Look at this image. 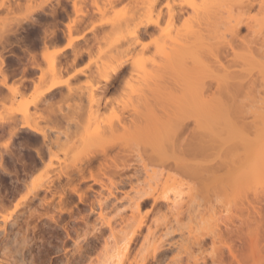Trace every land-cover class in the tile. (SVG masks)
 Instances as JSON below:
<instances>
[{
	"label": "rangeland",
	"instance_id": "1",
	"mask_svg": "<svg viewBox=\"0 0 264 264\" xmlns=\"http://www.w3.org/2000/svg\"><path fill=\"white\" fill-rule=\"evenodd\" d=\"M249 1L252 6L246 10L244 9L246 0H0L1 32L11 23L20 26L16 34L4 36L6 39L0 44V54L5 62L2 68L5 69L7 66L9 73H18L19 69H14L25 66L27 63L20 64L16 56L35 54V60L40 68L38 71L40 70L44 79L39 80V74L28 75L27 73L25 81L28 88L24 92L15 99H11L10 95L0 97V116L16 115L15 112L28 104L30 113L40 114L43 118L49 119L39 120V126L45 130L51 141L48 145L49 151L43 152L42 161L36 159L34 153V149L40 147V142L28 139L27 137L31 136L25 132H21L14 141L15 146L23 142L25 152H29L31 157L29 161L35 162L36 165L27 177H19V181L23 183L19 191L10 194V186L6 187L8 201L4 208L0 209V214L8 218L4 229L0 219L1 264H69L71 261L78 263L79 254L76 244L81 242L82 237L88 234L94 223L98 222L96 219L99 209L96 199L101 189L98 184L92 183L89 179L83 182L74 171L76 166L91 155L100 156L102 151L113 156L122 148V145H127L131 150L140 151L151 148L161 150L165 146L163 139L161 141L156 139L158 136H163V130L161 133L152 134L150 138L144 137L147 142L136 144V139L124 141L118 137L117 133L109 134L104 127L109 122H113L117 116L129 118L130 110H120L122 108L120 106L125 103L136 107L142 99H147L149 102L158 101L151 74L155 71V66L162 62L164 53L172 54L171 48L177 44L193 48L196 45L195 31L198 24L205 22V18L213 15V12H217L223 19L228 18L229 21H241V23L238 33L235 36H227L222 45H215L213 40L207 41L206 26H201L204 29L200 31L204 47L199 48L198 55L207 67L206 70H198L195 75L200 77L198 81H209L207 70L215 68L213 62L217 58L224 69L219 73L220 76L225 77L229 82H236L245 77L258 78L252 95H259L260 92L261 96L264 95V84L257 76L264 74V0ZM8 5H11V10H8ZM51 5L56 9L53 16L47 13L48 6ZM74 5L78 8V13L75 12ZM168 7L176 14L172 20L168 19ZM42 9L45 13L41 12ZM146 21H157V26L149 25L146 30L139 28L138 25ZM247 24L249 28L246 27ZM67 25H70L69 29ZM136 29L142 32L147 31V33L138 31L142 43L129 49L127 41L133 40ZM43 38H45L43 40L44 45L46 43L45 46L41 42ZM74 39L77 40L70 48H65L67 43ZM6 43H10L9 46L12 45L10 51L1 48V45ZM158 46L165 49L162 54L156 53ZM258 46L261 47V52L255 53L253 50L252 53L255 54L249 57L248 49ZM142 47H146L145 50H142ZM217 47L225 48L217 52ZM44 53L50 57L48 60L43 58ZM120 64L122 66L115 80L111 84L104 82L105 76H108ZM60 65L66 69L56 74ZM146 73L150 74L146 77ZM15 76L19 78H14L16 82L14 79H9L7 83L19 82L17 84L19 85L21 75ZM54 81L62 85L53 96L45 95L35 105H29L38 91H42ZM33 82L38 85L33 87ZM168 82L167 84L170 85ZM167 84L163 83L160 86L169 88ZM173 84L171 82L170 87H173ZM59 93H62V96ZM242 96L233 100L224 96L220 97L225 108L237 106L242 110L241 114L230 115L228 121L232 127L231 130L246 132L250 138L256 133L260 136L264 131V114H262L264 112L260 111L255 102H249V99ZM97 103L100 107L96 111ZM240 115L245 118H241ZM181 117L180 113L175 116L176 119ZM185 122L187 130L184 135L189 139L194 133L193 119L188 118ZM221 128L218 131V140L225 135L224 127ZM170 136L173 138L172 130ZM181 136L183 135L179 137ZM2 141L4 143L5 139ZM261 142L260 139L256 144L252 143L253 146L250 147V153L254 159L261 154ZM3 143L0 145L2 151ZM167 148L172 150L170 146ZM214 148L223 151L230 148L240 149V145L231 146L229 141L227 143L218 141ZM95 166L90 171L94 175L98 174V180L107 183V180L96 171ZM89 169L85 170L86 178H88ZM62 172L71 174V180L67 181L61 175ZM149 172L156 175L161 173L153 187L159 194L166 192L170 200L168 204L164 200L159 201L152 213L148 212L147 208L141 210V217L146 226L157 218H161L165 212L169 211L168 209L181 205L184 207L183 205L188 203L189 187L193 183L174 171H162L159 166L150 167ZM46 176L50 177L54 187L65 185L64 192L55 190L52 196L51 193L43 190L39 191L38 198L28 201L26 196L33 187L38 186V178ZM146 180L147 178L144 181ZM176 182H181L183 186H176ZM73 188L83 193V202H80L76 194L71 192ZM263 188L264 173L252 177L246 189L247 199L252 200L255 191L259 193V199L264 201V194H262L264 191L260 192ZM174 195L177 198L174 199L173 206ZM39 198L50 201L51 204L47 207L41 206L42 203L37 202ZM246 206V200L242 195H221L195 222L187 223V226L184 220L185 231H192L191 235L210 236L211 233L215 236L221 235L219 238L216 237L214 243L208 239L207 244L199 252L200 256L207 260L211 257H219L220 264L232 263L226 250L225 242L230 241L226 230L242 228L245 233L248 228H251V225H243L240 222L241 218L244 219L248 213ZM33 210L36 212H32ZM113 214L109 210L103 211L106 219ZM249 215L251 219L253 217L257 219L252 210H249ZM260 216L264 218V202ZM24 218L28 223V229L20 224L21 219ZM145 228V226L142 228L143 233H146ZM262 237L259 246L264 250V236ZM85 238H88L90 243L88 246H91H89L91 249L89 255H91L95 249L100 248L101 241L90 240L86 235ZM138 244L132 246L131 255L135 253ZM233 244L239 247V243ZM79 245L86 249L87 245L83 243ZM262 257L264 260V253ZM244 264H251V261L248 260Z\"/></svg>",
	"mask_w": 264,
	"mask_h": 264
},
{
	"label": "bare ground",
	"instance_id": "2",
	"mask_svg": "<svg viewBox=\"0 0 264 264\" xmlns=\"http://www.w3.org/2000/svg\"><path fill=\"white\" fill-rule=\"evenodd\" d=\"M246 2L244 9L247 10L252 6V3L249 0H246ZM7 8L8 10L12 9L11 5H8ZM48 8L49 12L47 13L53 16L56 10L55 7L51 5ZM74 9L78 13V8L75 5ZM41 12L45 13V10L42 9ZM167 13L170 20L176 16L170 7H168ZM240 23L241 21L223 19L218 16L217 12L207 16L205 22L203 21L197 26L195 31L196 45L193 48H186L182 44H177L171 48L172 54L164 53L162 62L155 66L156 69L151 74L153 75L152 80L154 81L155 95L158 101L149 102L147 99H142L136 107L125 103L120 106L122 107L120 110H130L129 118L117 116L113 122H109L104 127L109 134L117 133L118 137H121L124 141L136 139V144L147 142L144 137L150 138L152 134L161 133L163 130V136L156 137L158 141L162 139L164 141L165 146L161 150L155 148L143 151L131 150L127 145H122V148L113 156H109L107 152L102 151L100 156L91 155L84 162L80 161L79 165L76 166L74 171L81 177L83 182L89 179L92 183L98 184L101 189L96 199V205L99 209L96 219L98 222L96 221L97 223H94L91 227L90 233L85 234L90 240L101 241V245L100 248L93 249L94 251L89 255L91 246H88L90 243L84 235L81 242L75 243L79 254L78 263H72L73 261H71L69 264H208V261L209 264H220L219 257H211L210 260H207L205 257L200 256L199 252L207 244L208 239L211 243H214L216 237L219 238L221 235L216 234L215 236L214 233H211L210 236L191 235L192 231H185L186 225L183 223L184 220L186 224L195 222L203 212L212 207V204L221 195H242L246 200L248 213L244 219L241 218L240 222L243 225H251V228H248L245 233L242 228L234 229L235 231L233 229L226 230L227 238L230 241L225 242V244L231 262L244 264L250 260L251 264H264L262 257L264 250L259 246L260 238L264 236V218L260 216L264 201L261 198L259 199V193L255 191L252 200H248L246 197V189L251 178L264 173V131L260 136L256 133L253 134L254 137L250 138L246 132L231 130L232 127L228 121L230 115L241 114L242 110L237 106L230 109L225 108L220 100L222 96L233 100L243 95L245 99H249V102H255L260 111L264 112V95L261 96V92L259 95H252L255 90L254 86L258 83V78L245 77L236 82H229L225 77L219 75L224 69L217 58L213 62L215 68L207 70L208 82H204V80L199 82L200 77L195 76L198 70H206L207 67L198 55L199 48L203 49L204 47L203 36L200 35V31L204 29L201 26H206L207 41L213 40L215 45H222L225 43L227 36H235L238 33ZM149 25L157 26V21L141 22L138 26L146 30ZM246 27H248V24ZM19 28L20 26L17 24L11 23L6 30L2 32L0 30V44L4 43L6 39L4 36L8 37L16 34ZM67 28L69 29L70 25H67ZM138 31L140 30L136 29V36L133 37V40L127 41L129 49L142 43ZM140 32L147 33V31ZM44 39L41 40L43 46L46 45V43L44 45ZM75 40L77 39L69 41L65 48H70ZM9 44H3L1 48L10 51L12 45L9 46ZM146 47L141 49L145 50ZM224 48L217 47L216 50L220 52ZM164 50L163 47L158 46L156 53L162 54ZM253 50H255V53L261 52V47L248 49L249 57L255 54L252 53ZM23 55L16 56V58L20 60V64H27L15 68L14 70L19 69L18 73H9L7 66L5 69L2 68L5 62L2 54H0V97L10 95L11 99H15L28 88L25 81L27 73L28 75L34 74L36 70L40 69L35 60V54L30 55L27 53L28 56ZM43 58L48 60L50 57L44 53ZM121 66L120 64L108 76H105L104 82L111 84L118 75ZM65 69L66 67L60 65L56 74L62 73ZM16 74L21 75L19 85H17L19 82L15 83L16 79L14 78L19 79L15 76ZM147 74L150 73H146V77ZM257 76L260 82L264 84V74H258ZM164 78H166L165 81H163ZM9 79H14L15 82L8 84ZM167 79L174 83L173 87H170L171 82H168ZM39 80H44L41 72L39 73ZM162 82L164 84L170 83V85L167 84L169 88L165 86L169 90L164 89V86V88L160 86L163 85ZM33 83V87L38 85L35 82ZM61 85L57 81L51 82L42 91L35 94L29 105H35L45 95L50 94L53 96ZM164 90L166 92H163ZM59 94L62 96V93ZM28 107V104H25L15 112L19 117L14 114L0 116V142L5 139L4 143L3 141L0 143V145L3 143L2 146L4 147L3 151L0 150V209L4 208L6 201H8L6 187L10 186V194L19 191L23 185L22 181H19V177H27L35 169L36 163L29 161L31 157L29 152H25L23 142H19L18 146H15L14 141L19 134L25 132L28 136H31L27 137L28 139L40 142V147L34 149L35 158L38 160L42 161L44 150L49 151L50 149L48 145L51 141L45 130L39 126V120L47 121L49 119L43 118L40 114L30 113ZM95 107L97 111L100 105L97 103ZM177 113L182 115L180 119L175 118ZM240 117L245 118L242 115ZM188 118H192L194 123V130H192L194 133L191 134L189 139L184 135L187 130L185 120ZM221 127H224L225 135L224 138L218 140V131L222 129ZM171 130L173 138L170 136ZM177 134L183 136L180 138ZM260 139L262 140L260 143L261 154L254 159L250 153V147L253 146L252 143L256 144ZM218 141L222 143L229 141L231 146L240 145V149L216 150L214 147H216ZM168 146L171 147V151L167 148ZM94 166L97 168L96 171L99 175L107 180V183L98 180V174H95V176L90 171ZM152 166H159L162 171L179 173L193 183L189 187V200L186 205H183L184 207L181 205L177 206V209L175 208L174 199L177 197L174 195L175 197L172 199L174 207L172 206L173 208L168 209L169 211L165 212L161 218H157V220L146 226L143 217H141V210L147 208L148 212L152 213L157 208L159 201L164 200L168 204L170 200L166 192L159 194L153 187L158 181V175H161V173L158 175L151 174L149 168ZM88 169L89 175L86 178L84 174L85 170ZM61 175L67 181L71 180V174L62 172ZM143 178L144 180L147 178V180L144 181ZM38 181V186L33 187L28 192L26 196L28 201L38 198L39 191L46 190L54 196L55 190L62 192L65 190V185L54 187L49 176L39 177ZM176 186L182 187L183 185L181 182H176ZM89 189L91 188L89 187ZM262 191H264V188L260 192ZM71 192L76 194L80 202H83V193L79 189L73 188ZM37 202L46 207L51 204L50 201H44L43 198L37 199ZM106 210L114 213L112 217H107L109 219L103 216V211ZM249 210L254 212L257 219L255 217L251 219ZM32 212H36V210ZM0 219L3 222L2 229H4L8 218L0 214ZM20 224L23 228L28 229L25 218L21 219ZM144 226L146 227V233L142 232ZM139 236H141V241H139ZM235 242L239 243V247L236 246L237 244H233ZM81 243L87 245L86 249L79 245ZM137 244L138 248L131 255L132 246ZM2 263L4 262L2 261Z\"/></svg>",
	"mask_w": 264,
	"mask_h": 264
},
{
	"label": "crops",
	"instance_id": "3",
	"mask_svg": "<svg viewBox=\"0 0 264 264\" xmlns=\"http://www.w3.org/2000/svg\"><path fill=\"white\" fill-rule=\"evenodd\" d=\"M60 41V40H59ZM63 42H65L64 40H63ZM61 46V45H60ZM66 50V49H65ZM65 52H67V51H65ZM40 72L37 70L36 71V74H39ZM39 76V75H38Z\"/></svg>",
	"mask_w": 264,
	"mask_h": 264
},
{
	"label": "flooded vegetation",
	"instance_id": "4",
	"mask_svg": "<svg viewBox=\"0 0 264 264\" xmlns=\"http://www.w3.org/2000/svg\"><path fill=\"white\" fill-rule=\"evenodd\" d=\"M9 180V179H8ZM8 183L10 184V180L8 181Z\"/></svg>",
	"mask_w": 264,
	"mask_h": 264
}]
</instances>
